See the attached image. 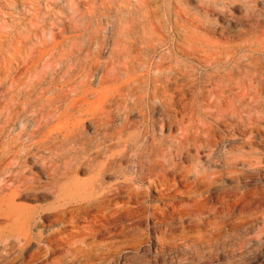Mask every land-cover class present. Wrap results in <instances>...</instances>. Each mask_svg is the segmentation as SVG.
<instances>
[{
  "label": "rangeland",
  "instance_id": "374dc122",
  "mask_svg": "<svg viewBox=\"0 0 264 264\" xmlns=\"http://www.w3.org/2000/svg\"><path fill=\"white\" fill-rule=\"evenodd\" d=\"M254 4L256 11L264 15V0H0V162L3 160L4 165L9 164L14 170L13 173H8V170L0 172V178L1 175H12L14 180L19 170L25 175L27 173L28 178H35L25 190L22 189L15 203L28 209L42 210V220L47 225L50 215L63 203L62 199L65 197L62 189L69 180L61 181L59 177L65 163L74 159L88 161L86 152L91 149V154H94L97 146L104 148L103 160L112 155L118 157L120 150L122 151L123 148L106 151L110 142L103 145L101 135L97 134L98 124L103 121H109L105 128L109 131H112V124L113 129H119L128 122L125 130L127 138H134L142 132L148 140L155 138L166 153L155 160L163 164L168 178H173L174 173L180 169L191 170L190 175L193 177L198 171L204 170L202 167L209 158L220 165L229 156H238L239 161H242L244 154L247 156L254 151L255 157L260 161L256 165L259 169L258 176L248 183L251 185L250 189L262 188L264 147L257 141L247 146L238 143L243 137L244 129L250 125L254 127L253 137L264 138V34L256 31L245 18L248 6L252 8ZM159 34L169 39L166 46L160 45L155 39ZM194 36L202 41H191L190 38ZM191 48L195 51H191ZM253 60L258 62L257 65L253 64ZM157 63L172 69V74H168L171 84L167 82V70L165 73L157 72ZM85 76L89 83H85ZM156 79L159 80L158 83L154 81ZM179 80L182 82L179 83ZM154 83H157L161 91L157 99L153 97ZM166 87L169 90L165 94L166 98L172 104L169 111H164L160 101L165 97L162 92ZM175 98L178 99L175 101ZM194 100H197V105ZM144 127L146 128L143 129ZM74 134L80 141L79 145L70 142ZM213 135L216 139L223 138L225 141L213 150L211 157L206 148L200 149L197 157V149L193 145L201 146L207 140H212ZM229 140L237 142L236 151L235 148L228 151L231 147ZM182 144L185 149L183 155L178 156L176 148ZM46 145L51 148L45 147ZM150 157L142 159L151 160ZM133 158L137 161L135 154L127 156L123 160L124 165ZM159 173L163 174V171L159 170ZM93 176V171L84 169L78 179L88 181ZM114 177L106 176L105 185L116 186L120 181L119 186L130 187L133 195L127 196V188H124V195L116 199L118 206L100 214L95 213V216L83 214L86 218L82 215L77 221L78 228L87 231L95 220L104 223L109 216L108 230L102 229L104 232L98 237L99 241H94L95 249L89 252L90 246L78 242L75 246L81 247L82 251L74 259L71 254L75 247L71 243L74 244V241L64 243L63 246L58 244L59 238L56 237L52 244H32L23 254L20 253L19 244L15 242L12 247H7L4 251L1 249L2 254L0 250V264L8 260L20 264L22 258L28 260L29 264H54L57 261H60L59 264H144L141 262L143 259L149 261L147 264H166L163 262L165 260L169 264L172 258L176 260L180 256L194 260L196 256L191 253L195 255V250L186 245H166L156 255L155 250L147 247L158 242L149 231L154 222L148 218L147 211L143 215L145 208L161 210L164 207L157 201L160 195L149 187L153 180L146 176L138 179L129 172L124 176H117V179ZM222 180L208 191L211 198L222 189L230 191L236 185L244 184L243 180L230 177ZM233 194L229 193L232 201L236 200ZM100 195L96 193L95 197ZM173 199L176 205L194 204L192 197L177 196ZM80 200L82 198L78 199L79 202ZM118 214L119 219L116 220L115 216ZM137 215H141L142 220ZM132 221L137 222H134L136 226ZM188 222H184L186 229L183 232L180 229L173 230L164 239L170 240L171 236L183 234L197 236ZM247 223L249 224H245L244 228H239L238 234L249 233L248 237L252 240L249 247H244L245 250L243 248L236 254L246 256L250 262L248 264H264V235H255L264 226V211H260ZM38 227L43 230L40 225ZM63 227L66 226L52 223L44 237L48 234L66 236L71 232L68 229L65 233ZM91 242L93 240H89L88 244ZM111 246L112 256H103L101 261L93 259L97 253L101 254ZM29 251H39L40 255L33 256ZM223 251L220 252L219 261L226 258ZM247 251L249 252L245 254ZM119 252L122 253L121 256Z\"/></svg>",
  "mask_w": 264,
  "mask_h": 264
},
{
  "label": "bare ground",
  "instance_id": "6f19581e",
  "mask_svg": "<svg viewBox=\"0 0 264 264\" xmlns=\"http://www.w3.org/2000/svg\"><path fill=\"white\" fill-rule=\"evenodd\" d=\"M252 2L256 3L254 1H252ZM251 7L252 8H249V6H248L245 18L251 23L252 27L256 31L264 34V15L261 12L256 11L255 4H254V6H251ZM96 9H98V8L96 7ZM139 11H142V10H139ZM98 14H100V13H98ZM94 34H95V32H94ZM94 34H93V36H94ZM134 37H135V35H134ZM155 39L159 42L160 45H164V46H166L165 44H167L169 42V39L166 36H164L163 34L156 35ZM190 39L193 42L202 41L199 37H196V36L191 37ZM98 44H100V43H98ZM132 44H133V42H132ZM133 46L134 45H132V47ZM139 48H140V45H139ZM191 49H192L191 51H195L194 48H191ZM157 53L158 52H156V54ZM134 55H135V52H134ZM155 58H156V56H155ZM153 63H154V61H153ZM257 63L258 62L256 60H253L254 65H257ZM151 65H152V63H151ZM151 65H150V67H151ZM84 68L86 69L85 66H84ZM93 68L94 67H92V69ZM155 68H156L158 73H165V70H167V72H168L166 75L167 76V82L170 83L171 77L168 74H172L171 73L172 69L168 66L167 67L164 66V64H162V63H157ZM17 69H18V67H17ZM90 71H91V69H90ZM212 72H213V70H212ZM85 74H87V73H85ZM83 76H84V72H83ZM86 76H85V83L88 82L86 80ZM144 76H145V74H144ZM188 76H189V74H188ZM89 78L90 77H88V79ZM163 78H164V76H163ZM70 79L72 80V78H70ZM47 80H48V78H47ZM173 80H175V79H173ZM177 80H178V78H177ZM67 81H69V79ZM154 81L158 83L159 80L156 79ZM180 81L181 80H179V83L182 82V81L181 82ZM157 83H154V91H153V97L156 99L160 97L159 92H161ZM176 83H177V81H176ZM185 83H186V81H185ZM164 84H165V82H164ZM87 85L89 86V84H87ZM150 85L152 86V84H150ZM43 86H44V84H43ZM199 86H200V84H199ZM167 87L164 88L165 92H164V89H163L164 93L162 92V95H164L165 97L160 99L161 104L164 108V111H169L171 108V105H172L171 101L169 99H167L166 95H165V94H167V92H169V90H167ZM169 87H171V86H169ZM184 90H185V88H184ZM85 91H87V88L85 89ZM174 91H175V89H174ZM187 91H189V90H187ZM171 92L172 91L170 90V93ZM176 93L178 94V92H176ZM188 94L191 95V93H189V92H188ZM146 95L148 96L149 94H146ZM179 95H177V96H179ZM205 96H206V94H205ZM169 97H171V96H169ZM197 97H199V96H197ZM113 98H114V96H113ZM136 98H137V96H136ZM148 98L149 97H147V100H148ZM138 99H139V97H138ZM177 99L175 98V101ZM204 99H205V97H204ZM125 100H126V98H125ZM152 101H153V99H152ZM113 102H115V100ZM120 102H122V101H120ZM194 102H195V105H197V100H194ZM185 103H186V101H185ZM227 103H228V101H227ZM175 104H178V102H176ZM182 104H181V106H182ZM121 105H120V108H121ZM132 106H133V104H132ZM178 106H179V104H178ZM151 107H152V105H151ZM153 107H154V105H153ZM175 107H176V105H175ZM136 108H135V110H136ZM148 111H149V108L147 109V113H148ZM130 112H132V110ZM151 112H152V110H151ZM120 113H121V111H120ZM136 113H137V111H136ZM218 113L220 114L221 110H219ZM108 114H109V112H108ZM153 114H154V112H153ZM122 115H124V114H122ZM100 116H103V115H101V113H100ZM138 116H139V114H138ZM150 116H151V114H150ZM97 118H99V116ZM103 119H105V118H103ZM93 121H94V119H93ZM97 121H99V120H97ZM108 122L103 121L101 124H98L97 134L101 135V140L103 141V145L106 146V143L110 142V145L106 146V148H107L106 151H112L113 149H116V148L117 149L123 148L122 151L120 150L118 157H115L114 155H112L111 157H107L105 160H103L104 148H102L101 146H97L94 154H91V149L89 150V152H86V155H87L86 158L89 159L88 161H85L82 159H74V161H70L68 163L63 162L65 164H64V167L62 168L61 172L59 173V177H60L61 181L66 182V180H69V183L63 186V189H62L63 194L62 195L65 196L62 199L63 203L60 204V206L55 211H53V213L50 215L51 219L48 220V224L50 223V225H51L53 223L55 225L56 224L65 225L66 227H63L64 232L66 233L68 231V229L71 231V232L69 231L70 233L67 234L66 236H60V234H59V236L58 235L51 236L48 234V235H46V237H44V234H45V232L48 231V228L50 227V225H48V224L45 225L44 221L42 220L43 211L40 209H28L24 206L17 205L15 203V200L17 197L20 196L22 189L25 190L27 188V186L33 180H35V178H33V179H30V177L28 178L26 176L27 173L25 175L20 170L17 174L16 179H14V180H12V175H10V176L9 175L8 176L1 175V178H0V250L3 249V251H4L7 249V247H12L14 245V243L16 242L20 246L19 247V249L21 250L20 253L23 254V252L25 250L28 251L29 247L32 244H37V246H40V244L43 242H47V243L52 242L53 243L54 239H56V237H57V238H59V239H57V241L59 240V243L57 242L58 244L63 245L64 243L74 241L75 242L74 244H72L71 242L70 243H71V245L75 246V244L79 242L80 244H85L87 246H90L89 252H91L93 249L96 248V243L94 241L96 239L98 240V237L100 236L101 232H104L102 229L108 228V225L110 224V219L108 218L109 216L107 217V220L105 219L106 221H104V223H101L100 220L98 223V221L96 222V220H95V222L91 223L92 226L90 228H88L87 231L80 230L78 228V223H77L78 218L79 217L81 218V216L83 214L84 215L90 214V215L95 216V213L100 214L104 211H107L111 207L115 208V206L119 205V202H117L116 199L118 198V196L123 194L124 188H127V190H126V192L128 193V195L126 194L127 196L130 197L131 195H133L132 189L130 187L119 186L120 181H119V185H116V186H114V185L106 186L105 181H104V178L106 176H108L110 178L113 175L117 179V176H120V175L124 176L125 173L129 172V173H132L138 179H143L144 176L152 179L153 183L149 187H152L153 189H155V191L158 193V195H160V197L157 199V201L160 202V204L164 205V207L161 210L156 209L154 207L145 208V212L141 210L142 212H144L143 215H146V211H147L148 218L152 219L154 222V224L152 226L149 225L150 226L149 231H151L152 235H154V240H156L158 242V244L152 245V246L150 245L147 247L151 248L153 251L155 250V252H154L155 255L159 253L158 252L159 250H161V252H162L166 245L174 244L177 247H180V245H186V246H189V248H192L195 250V255H193V253H191V254H192V256H196V258L194 260L190 261V260H187L184 256H180L176 260H174V258H172V260L169 262V264H189V263L190 264H248V263H250V262H248V258L246 256L245 257L244 256H238L236 254V252L243 249L244 247H246V248L249 247V245H250L249 243L252 240V238L248 237L249 233H247V234L246 233H239L238 234L239 228H244L245 224L248 225L250 223V222L247 223L249 221V219H252L255 216H257V214L260 211H264V186L263 187L261 186L262 188H260V189L258 187V189L253 190L254 187H253V189H250L251 185L248 183L251 180H254L258 176V170L259 169H257L258 167H256V165H257V163L260 164V161H259V159H257V157H255L254 151H251L247 156H245V154H244L242 161H239L238 156H233V155L229 156L225 160H223V163L220 165H218L214 161V159L209 158L207 160V164H205V166L202 167V169H204V170L198 171L197 174H195V176H193V177L190 175L191 170L180 169L179 172L174 173L173 178H171L172 176L171 177L169 176V178H168V176H167L168 172L164 169L163 164H161V162H158L157 160H155L160 155H162V156L166 155V153L163 149V146L161 144H158L156 142L155 138H152V140H148V138L143 134V132L141 135L136 136L134 138H131L129 136L127 138L125 130L128 126V122L127 123L125 122L124 125L122 126V128H119V129H113L114 125L112 124L111 125L112 131L105 129ZM130 122H132V121H130ZM252 124H254V123H252ZM94 125H96V124H94ZM116 125H118V124L116 123ZM147 125H149V124H147ZM144 126H145V123H144ZM141 127H143V126H141ZM165 127H166V125H165ZM145 128L146 127H144L143 129H145ZM147 129H149V128H147ZM253 131H254V127L252 125H250L248 128H245L243 131V135H242L243 137H241L238 140V143L245 144L247 146V145H251L252 142L257 141V143L260 146L264 147V138L263 137H258V138L253 137L252 136ZM223 133H225V132H223ZM257 133H259V132H257ZM150 134H151V132H150ZM152 134H153V132H152ZM239 134H241V133H239ZM91 136L94 137L93 134ZM147 136H148V134H147ZM152 137H154V134L152 135ZM149 139H151V138H149ZM71 140L72 141H70V142H72L76 145H79V143H80V141L77 139V137H75V134H74V136L72 135ZM223 141H225L223 138H220V140H218L215 138V135H213L212 140H207V142H205L201 146L193 145V147L197 149V157H199V151L202 148L208 149L209 153H210L209 157H211L213 150L216 147H218V145L221 144ZM229 141H230L231 147L228 151L234 150V148L236 151L235 143H237V142L235 140L234 141L229 140ZM66 143L68 144V141ZM66 143L64 142L65 146H66ZM34 144H36V143H34ZM221 145H220V147H221ZM45 147L51 148V146H47V145ZM65 149H66V147H65ZM184 149H185V146L183 144L181 146L180 145L177 146V148H176L177 154L176 155L182 156ZM237 149H239V148H237ZM63 153H65V150ZM77 153H78V151H77ZM131 154L136 155L137 161H135L133 158L132 161H131V159L128 162L124 161V162H127V165H124L123 160H125L126 157L131 155ZM226 155H227V152H226ZM144 157L145 158L150 157L151 160L143 161L142 158H144ZM184 157H183V160H184ZM199 160H200V158H199ZM30 161H31V159H30ZM66 162H67V160H66ZM32 169H33V167H32ZM84 169H88L89 171L94 172V176L91 180L80 181L78 179L79 175L82 173V171ZM5 170H8L7 171L8 173L9 172L13 173V171H14L9 166V164L4 165L3 160H2V162H0V172L5 171ZM159 170L163 171V174H160ZM86 175H84V176H86ZM225 177H230L232 179L234 178L238 181L243 180L244 184H242V185L238 184L235 187H233V189L230 191H228L226 189H222L220 192L216 191L217 193L215 192L216 194L214 193L215 194L214 197L211 198L212 195L211 196L208 195L207 194L208 191L210 190V188L212 186L218 184L222 179H225ZM260 178H261V176H260ZM57 180H59V179H57ZM50 181H52V180H50ZM138 181H140V180H138ZM243 181H241V182H243ZM222 182H223V184L225 183L224 180H222ZM123 184H125V183H123ZM126 192H124V193H126ZM232 192L234 193L233 195H235V197H236V200H233V201L229 198L230 197L229 193L231 194ZM96 193H100L101 195L96 198L95 197ZM109 193L113 197H110ZM177 196L178 197H192L194 204L193 205H176L173 198L174 197L177 198ZM79 198H82V200H80V202L78 201ZM124 198H126V197H124ZM120 200H121V198H120ZM127 200H128V198H127ZM131 200H133V198H131ZM128 202H129V200H128ZM136 202H137V200H136ZM72 203H74V204L72 205ZM134 204H135V202H133V205ZM137 205H139V204H137ZM216 205H218L219 207ZM134 206H136V205H134ZM132 209L130 210L131 212H132ZM134 209H133V211H134ZM124 210H123V212H124ZM116 212H117V210H116ZM128 213H130V212L128 211ZM128 213L126 215H128ZM133 214H135V213H133ZM138 214H141V213H138ZM97 216H98V214H97ZM118 216H119V214L117 216H115V219L116 218L119 219ZM126 217L128 218V216H126ZM129 217H131V215ZM140 217H141V215H140ZM84 218H86V216H84ZM99 218H101V217H99ZM112 218H114V217H112ZM89 220H90V218L88 219V221ZM93 220H94V218H93ZM186 220L189 221L188 223H190V226L195 230L197 236L189 237V236L183 234L181 236H174V237L171 236L170 237L171 239L169 238L170 240L164 239V237L168 233H171L173 230L180 229L183 232L184 229H186V228H184V224H185L184 222H187ZM134 222L137 224L136 221H134ZM80 223H81V221H80ZM135 223L133 225H135ZM140 224H141V222H140ZM38 225L43 227V230H40ZM111 227H112V225H111ZM112 229H115V227ZM246 229H248V227ZM205 230H206V232H205ZM240 230H242V229H240ZM203 231H204V233H203ZM109 232H110V230H109ZM112 233H114V230ZM187 234H191V233L187 232ZM145 235H146V233H145ZM255 235H256V237H259V236L262 237L264 235V226L261 229H259L255 233ZM114 236H116V235H114ZM168 237H169V235H168ZM89 240H93V242H91V244H88ZM179 243H182V244H179ZM261 243H262V241H261ZM111 248H113V247L111 246V247L106 248L104 251H102L101 254L97 253L96 258H93V259L94 260L98 259L101 261L103 256H106V257L112 256L113 252H112ZM251 249H252V247H251ZM221 250H224L226 253V258L224 259V261H219V256H220ZM244 250H245V248H244ZM254 250H256V249H254ZM81 251H82L81 247H76V246L73 247V249L71 250V254L74 256V259H77L78 255L81 253ZM248 252L249 251L244 252V253L246 254ZM30 253L33 256H39L40 255L39 251L38 252L31 251ZM53 253L55 254V251ZM188 253H190V252H188ZM239 253H241V252H239ZM254 253H255V251H254ZM1 254H2V250H1ZM121 255H122V253L119 252V256H121ZM248 257H250V256H248ZM91 261H92V259H91ZM147 261H148L147 259L141 260V262L142 263L144 262V264H147ZM155 261L157 262L158 259H156ZM159 262H161V261L159 260ZM163 262L168 264L166 262V260ZM59 263H60V261L54 262V264H59ZM148 263H149V261H148ZM4 264H15V263L13 260H8ZM20 264H29V261L22 258V262ZM160 264H162V263H160Z\"/></svg>",
  "mask_w": 264,
  "mask_h": 264
}]
</instances>
